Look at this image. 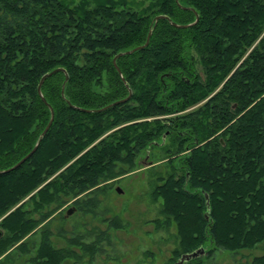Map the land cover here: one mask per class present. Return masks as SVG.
I'll return each instance as SVG.
<instances>
[{
	"label": "trees",
	"instance_id": "obj_1",
	"mask_svg": "<svg viewBox=\"0 0 264 264\" xmlns=\"http://www.w3.org/2000/svg\"><path fill=\"white\" fill-rule=\"evenodd\" d=\"M91 1L0 0V169L33 146L49 119L40 76L64 69L41 83L53 118L37 147L0 172V252L19 241L20 251L34 247L32 264L75 257L52 244L48 229L36 246L21 240L51 210L31 212L68 197L91 211L96 198L78 195L162 139L168 171L153 194L163 223H176V259L206 242L236 250L263 240L264 0ZM195 15L188 26L170 23ZM149 29L146 45L124 52ZM106 236L67 239L92 256ZM237 264H264V251Z\"/></svg>",
	"mask_w": 264,
	"mask_h": 264
},
{
	"label": "rangeland",
	"instance_id": "obj_2",
	"mask_svg": "<svg viewBox=\"0 0 264 264\" xmlns=\"http://www.w3.org/2000/svg\"><path fill=\"white\" fill-rule=\"evenodd\" d=\"M131 2L137 8H147L151 0ZM167 143V139H162L159 145L143 149L136 155L133 167L100 183L99 189L78 195L82 201L91 196L96 198L97 203L91 211L78 209L72 197L66 198L59 206L51 203L40 211H32L31 215L35 217L47 209L51 213L21 240L28 246H36L40 232L48 229L55 247L69 248L76 255L64 258V264H173L176 260L173 251L178 247L176 223L172 220L163 223L165 216L160 214L162 199L153 194L156 184L168 171L169 156L161 146ZM121 166L126 167V164ZM26 207L31 209L32 204L28 202ZM68 209L71 210L67 213ZM156 218L160 221L155 222ZM112 219L118 220L120 226L112 227ZM101 230L107 236L98 241V250L92 256L89 249L68 243L67 238L75 236L92 243ZM0 231L4 234L5 230L0 228ZM18 242L0 252V264H32L28 259L34 253V247L26 253L17 248ZM201 245L205 248L204 254L183 264L249 263L254 255L264 251V239L252 247L236 250L214 248L209 242Z\"/></svg>",
	"mask_w": 264,
	"mask_h": 264
},
{
	"label": "water",
	"instance_id": "obj_3",
	"mask_svg": "<svg viewBox=\"0 0 264 264\" xmlns=\"http://www.w3.org/2000/svg\"><path fill=\"white\" fill-rule=\"evenodd\" d=\"M175 1H177V0H175ZM159 16H165V15H163V14L156 15L155 18L157 19ZM196 19H197V16L195 15V19H194L193 21H191V22H188V23H177V22H175V21H173V20H170V23H171L172 25H175V26H188V25L194 23V22L196 21ZM150 32H151V29H149V30L147 31V34H146V37H145V40H144L143 43L138 44V45H136V46H134V47H132V48H130V49H127V50H125L124 52H130V51H132V50H134V49H136V48H140V47L146 45L147 42H148V38H149ZM120 53H122V52H118L116 55H118V54H120ZM116 55H115V56H116ZM115 56L112 58V63L115 65L116 69L118 70V72H119V74H120V70H119V68L117 67L116 63H115ZM56 70H63V71H64V69H63L62 67H55V68H53V69H51V70H49V71L43 73V74L40 76V78H39V80H38V83H37V86H36L38 96H39L40 99H41V100H42V101L48 106L49 111H50V116H49V119H48L47 123L45 124V126L43 127V129L41 130V132L39 133V135H38V137H37L35 143L33 144V146H32V147H31V148H30V149H29V150H28V151H27L22 157H20L17 161H15L11 166H9V167H7V168H5V169H0V172H2V171H7V170H10V169L15 168V167L18 166V165H19V164H20V163H21L26 157H28V156H29V155L35 150V148L37 147V144H38L39 140L41 139V137L43 136V134L46 132L47 128L49 127V125H50V123H51V121H52V118H53V109H52L51 105L46 101L44 95H43L42 92H41L40 87H41V83H42L43 79H44L46 76H48L49 74H51V73H53L54 71H56ZM66 77H67V74L65 73V79H66ZM121 77H122V76H121ZM62 88H63V87H62ZM62 88H61V92H62ZM128 91H129V90H128ZM129 92H130V91H129ZM129 92H128V95H126V96L123 97V98H120V99L115 100L113 103H116V102H119V101H123V100H125L126 98H128V96H129ZM104 107H105V106H104ZM101 108H103V107H101ZM117 190L119 191L120 189L117 187ZM70 210H71V209H68V210H67V213L70 212ZM0 233H1V231H0ZM204 252H205V248H204V246H203V245H199V246H197L196 248H194V249H192V250H190V251L182 252V253L177 257V259L173 262V264H181V263H184V262H186V261H188V260H191V259H193V258L199 257L200 255L204 254Z\"/></svg>",
	"mask_w": 264,
	"mask_h": 264
},
{
	"label": "flooded vegetation",
	"instance_id": "obj_4",
	"mask_svg": "<svg viewBox=\"0 0 264 264\" xmlns=\"http://www.w3.org/2000/svg\"><path fill=\"white\" fill-rule=\"evenodd\" d=\"M181 264H183V263H181Z\"/></svg>",
	"mask_w": 264,
	"mask_h": 264
}]
</instances>
